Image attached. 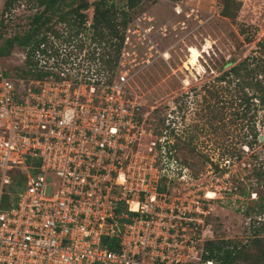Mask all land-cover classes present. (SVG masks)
<instances>
[{"label": "built area", "instance_id": "built-area-1", "mask_svg": "<svg viewBox=\"0 0 264 264\" xmlns=\"http://www.w3.org/2000/svg\"><path fill=\"white\" fill-rule=\"evenodd\" d=\"M173 10L182 17L180 2ZM153 22L129 23L110 83L92 46L80 48L84 34L66 41L59 24L31 67L46 74L0 69V264H212L207 211L194 191L181 194L166 129L153 138L128 93L175 46Z\"/></svg>", "mask_w": 264, "mask_h": 264}, {"label": "rangeland", "instance_id": "rangeland-1", "mask_svg": "<svg viewBox=\"0 0 264 264\" xmlns=\"http://www.w3.org/2000/svg\"><path fill=\"white\" fill-rule=\"evenodd\" d=\"M3 1L0 0V13ZM114 1L120 6L126 3V0ZM233 1L238 4L230 3L227 8L232 16L221 14L224 0H144L132 11L133 19L145 16L153 19L157 27L166 25V35L160 36L161 43L163 47L175 45L170 49L171 57L168 61L157 59L142 69L128 85L129 96L141 105L145 127L149 125L154 131L153 138L159 136L157 132L161 129V117H166L165 123L180 134L188 126L200 125L198 109H195L200 97L192 96L191 91L181 109L182 93L195 87L200 95H204L203 90L199 91L201 82L210 81L217 75L221 65L229 59L239 61L248 55L255 48V43L262 38L264 0ZM177 2L182 4V17L176 16L173 10ZM33 11L26 2L16 8L13 17L17 26L13 27L9 34L25 27L27 16ZM91 13L92 9L89 10L90 16ZM60 24L59 28L65 27ZM242 27L246 28V36L252 38V43L244 42V37L239 33ZM162 45L160 44V48L163 50ZM25 68L23 51L20 49H15L10 56H0V69L11 76L21 74ZM139 68L141 66L135 67V70ZM256 124L259 126L258 121ZM260 134V137L264 138L261 128ZM166 135L168 136V133ZM168 139L172 144L174 138L169 135ZM177 141L179 142V139ZM233 141L231 134L218 138L209 130L206 134H199L194 150L183 143L181 149L169 146L173 154L181 160V194L194 191V195L200 197L207 211L203 228L208 240L244 242L248 235L249 218L242 214L248 200L240 195L241 190L236 188L238 183L247 182L243 179L246 172H242L244 167L249 168L246 156L235 163L225 156L221 158L216 149L219 144L229 147ZM261 143L263 144L264 140ZM204 154L209 156L212 163L203 156ZM249 192L251 200L257 199L258 196L264 197V189Z\"/></svg>", "mask_w": 264, "mask_h": 264}, {"label": "trees", "instance_id": "trees-1", "mask_svg": "<svg viewBox=\"0 0 264 264\" xmlns=\"http://www.w3.org/2000/svg\"><path fill=\"white\" fill-rule=\"evenodd\" d=\"M143 1L126 0V3L120 6L114 0H4L0 13V56H10L15 49H20L27 52L25 67L28 68L19 75L46 74L42 71H32L31 67L37 65L35 52L40 43L48 41L49 31L60 34L56 26L61 23L69 33L66 41L77 38L81 33L87 35H84L87 39L79 46L81 49L85 43L92 46L89 58L99 65L101 73H108L110 83L118 65L125 30L133 20L132 11ZM25 2L34 11L27 16L25 27L19 26V31L9 34L10 30L17 26L13 17L14 10ZM234 2L224 0L221 13L223 16H232L227 8ZM239 33L244 37L246 44L252 43V38L246 36V28L242 27ZM200 84L199 91L203 90L204 95H200L195 87L190 88L182 93L181 109L184 100L189 98L192 91V96L200 97L195 109H198L197 117L201 124L188 126L180 134L165 123L166 117H161V129L157 134L160 135L166 129L168 136L174 138L170 144L172 148L181 149L183 143L191 147V150L196 148L199 134H206L209 130L218 138L232 135L234 141L229 147L219 144L216 149L221 158L225 156L235 163L246 156L249 168L244 167L242 172H246L243 179L248 184L238 183L236 188L240 189V195L248 200L242 214L249 218V231L244 242L207 240L203 244L202 259L212 260V264H264V197L258 196L257 199L251 200L249 192L264 189V143L258 140L261 135L260 128L264 134V33L248 55L239 61L229 59L221 65L217 75ZM203 156L210 160L207 154ZM209 162L212 163L211 160Z\"/></svg>", "mask_w": 264, "mask_h": 264}, {"label": "water", "instance_id": "water-1", "mask_svg": "<svg viewBox=\"0 0 264 264\" xmlns=\"http://www.w3.org/2000/svg\"><path fill=\"white\" fill-rule=\"evenodd\" d=\"M258 140H259V142H261V141L264 140V138L259 136V137H258Z\"/></svg>", "mask_w": 264, "mask_h": 264}]
</instances>
